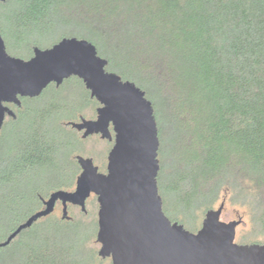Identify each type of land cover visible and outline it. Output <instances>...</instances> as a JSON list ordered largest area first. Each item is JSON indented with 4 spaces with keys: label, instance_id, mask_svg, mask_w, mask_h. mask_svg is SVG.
Masks as SVG:
<instances>
[{
    "label": "trees",
    "instance_id": "1",
    "mask_svg": "<svg viewBox=\"0 0 264 264\" xmlns=\"http://www.w3.org/2000/svg\"><path fill=\"white\" fill-rule=\"evenodd\" d=\"M0 19L10 56L28 60L35 47L84 39L107 61L106 71L145 93L158 129V193L171 222L196 232L200 224L187 226L184 217L194 222L195 208L205 202L203 217L222 191L224 203L234 193L243 202L251 198L254 210L264 208V0H7L0 3ZM57 25L71 30L44 46L31 38ZM69 84L85 94L84 108L72 118H57L65 106L56 97L44 101L42 94L21 99L15 119L3 123L0 242L51 193L75 187V154L83 153L70 151L68 131L87 139L66 124L98 103L76 77L49 88L58 93ZM168 125L178 155L164 177L162 135ZM53 213L0 248V264H75L76 247L87 242L74 237L81 220ZM263 218L256 219L262 228Z\"/></svg>",
    "mask_w": 264,
    "mask_h": 264
},
{
    "label": "water",
    "instance_id": "2",
    "mask_svg": "<svg viewBox=\"0 0 264 264\" xmlns=\"http://www.w3.org/2000/svg\"><path fill=\"white\" fill-rule=\"evenodd\" d=\"M106 66L95 46L84 39L62 38L49 48L35 47L32 57L23 60L6 52L0 34V130L7 118L15 119L9 105L20 108L21 99L37 98L49 85L58 88L76 77L98 103L96 117L66 125L83 140L99 135L113 142L105 173L91 158L77 155L80 173L74 189L51 193L39 211L0 242V248L52 214L57 204L62 220L70 219L68 206L86 213V201L94 195L97 256L111 264H264V244L235 243L242 219L223 222L224 201L205 212L194 233L164 215L157 187L159 138L152 104L133 82L106 71Z\"/></svg>",
    "mask_w": 264,
    "mask_h": 264
},
{
    "label": "rangeland",
    "instance_id": "3",
    "mask_svg": "<svg viewBox=\"0 0 264 264\" xmlns=\"http://www.w3.org/2000/svg\"><path fill=\"white\" fill-rule=\"evenodd\" d=\"M0 22L1 19H0ZM67 30H71L69 27L64 26H55L51 31H47L45 34L36 33L33 35V39L37 40L42 46L51 43L56 40L60 35L65 32H69ZM4 40V39H3ZM55 87V86H54ZM84 92L81 87L76 84H69L64 87L62 90L55 93L49 86L42 92L44 101H49V99L56 97L59 98L62 104L65 106V109L61 110L56 117H66L72 118L76 111H80L84 108ZM41 94V95H42ZM93 108V111L86 107L84 109L85 119H94L96 116V108ZM76 122V121H73ZM22 124L25 121L20 122ZM10 127V126H9ZM68 127V126H67ZM70 128V127H69ZM171 125H168L167 129H164L163 132V145L162 148L167 153L165 156V170L164 177L170 175L172 173V166L174 164V155L178 154L173 151L177 148L175 147L174 142H172L173 131L171 129ZM71 129V128H70ZM10 130L6 131V134H9ZM68 137L70 138V151L83 153V154H75L83 157L91 158L94 162V165L97 167H106V159L109 150L111 149V144L106 140H101L98 136H92L88 138L86 141L81 142L77 139L75 133L73 131H68ZM79 137L81 135L79 134ZM103 171V172H104ZM224 192L222 191L219 195V199L214 205V209H216L221 201L223 200ZM234 193H231L224 197L225 204L224 209L221 215V220L223 222H230L233 220H237L239 217L242 219V223L236 228L235 235V243L237 244H264V228H262L263 222H257L256 219L258 215H263L264 217V208L262 210H254L251 207V198L248 201H242L233 196ZM171 197L170 195H166L167 203H170ZM166 203V204H167ZM204 203H199L195 208V220L191 221L189 216L184 217V221L187 222L191 226H198L203 220L202 217V209L205 207ZM264 205V204H263ZM97 211L98 205L96 202V197L91 195L90 198L86 201V213H82L79 208L69 206L68 207V215L73 217L74 220H81V224L73 229L74 237L80 238L81 240L87 239V242L81 245H78L77 251L79 253L78 261L75 264H111L109 259H96L93 254V251L98 252L99 245L96 243V236L93 241V236L95 234L94 222L97 225ZM261 212L263 214H261ZM53 216L56 218H61V206L58 204L55 208ZM264 220V218H263ZM186 226V225H185ZM186 226V227H187ZM97 233V232H96Z\"/></svg>",
    "mask_w": 264,
    "mask_h": 264
},
{
    "label": "flooded vegetation",
    "instance_id": "4",
    "mask_svg": "<svg viewBox=\"0 0 264 264\" xmlns=\"http://www.w3.org/2000/svg\"><path fill=\"white\" fill-rule=\"evenodd\" d=\"M55 86V85H54ZM57 88V87H56ZM9 107L14 111V109L13 108H16L15 106H13V105H9ZM96 117V116H95ZM95 119V118H94ZM92 120V119H91ZM79 121V120H78ZM78 121H76V122H78ZM67 126V125H66ZM69 127V126H68ZM78 133V132H77ZM78 134H80L81 135V133H78ZM94 136H98L99 138H100V136L99 135H94ZM90 137H92V136H90ZM90 137H88V138H90ZM87 138V139H88ZM110 144H111V147H112V145H113V142H109ZM106 161H107V159H106ZM107 164V163H106ZM98 171H99V168H98ZM100 172V171H99ZM106 172V167H105V171L104 172H101V173H105ZM58 205V204H57ZM56 205V206H57ZM60 205V204H59ZM56 206H55V208H56ZM69 207V206H68ZM54 211H55V209H54Z\"/></svg>",
    "mask_w": 264,
    "mask_h": 264
}]
</instances>
